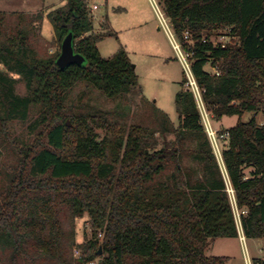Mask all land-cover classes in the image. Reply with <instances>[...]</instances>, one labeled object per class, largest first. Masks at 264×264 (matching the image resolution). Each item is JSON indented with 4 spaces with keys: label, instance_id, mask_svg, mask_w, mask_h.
<instances>
[{
    "label": "trees",
    "instance_id": "16d2710c",
    "mask_svg": "<svg viewBox=\"0 0 264 264\" xmlns=\"http://www.w3.org/2000/svg\"><path fill=\"white\" fill-rule=\"evenodd\" d=\"M159 1L181 49L192 54L191 72L212 119L238 118L224 130V173L185 75L175 96L177 128L155 108L158 130L131 127L110 141H98L82 118L66 122L65 95L78 82L108 98L141 95L124 50L110 59L99 55L102 36L92 34L84 0H65L48 13L59 43L71 33L85 60L64 69L55 64L60 52L42 58L31 50L29 17L19 13L10 26L0 13V149L7 147L8 123L37 114L30 126L36 137L17 148L0 194L5 264H92L99 249L98 264H225L226 257L204 252L217 239L238 237L227 183L244 237L264 239V123L255 117L264 106V0ZM220 29L229 30L234 44L212 43ZM209 62L217 74L204 70ZM18 81L25 96L15 94ZM245 114L253 116L242 121ZM156 134H172L174 142L154 150ZM184 156L195 166L184 165ZM64 215H87L93 227V239L73 261Z\"/></svg>",
    "mask_w": 264,
    "mask_h": 264
},
{
    "label": "rangeland",
    "instance_id": "374dc122",
    "mask_svg": "<svg viewBox=\"0 0 264 264\" xmlns=\"http://www.w3.org/2000/svg\"><path fill=\"white\" fill-rule=\"evenodd\" d=\"M154 1L162 10L160 1ZM89 4L97 6V9L89 14L92 19V34L102 36L96 44L99 55L103 59H110L120 49L124 50L135 67L141 95L108 98L88 84L78 82L65 95L67 114L70 117L66 122L70 124V120L82 118L86 120L91 132L97 135L98 141H110L118 135L119 130L127 132L131 127L158 130L154 119L157 115L155 108L164 113L171 125L177 128L175 96L184 80V73L167 33L159 24L151 0H91ZM48 5L51 6L47 7ZM64 6L65 0H2L0 7L3 11L0 13L6 16L10 26L16 24V15L19 13L30 18L33 29L30 32L29 47L38 57L44 58L60 52V43L54 34L48 13ZM37 15H40L41 19H38ZM166 21L171 27L167 18ZM215 34V40L223 38L222 41L228 44L235 42L228 29L217 30ZM0 70H3L2 66ZM204 70L214 73L210 62ZM14 88L18 96L27 94L24 84L20 81ZM252 116L245 114L242 121H247ZM255 117L258 124L264 123V106ZM36 118L37 114L33 110L27 121H12L6 125L9 140L7 147L0 149V194L8 185L10 170L17 162V148L30 145L36 137V132L30 129ZM237 120L236 116L223 117L219 120L211 119L210 123L214 130L222 133L233 127ZM173 142L172 134L165 137L156 134L153 149L160 150L165 145L171 146ZM225 142L223 138L218 140L221 152ZM185 146L190 148L193 145L187 141ZM183 164L195 166L189 156H184ZM236 220L240 226L237 215ZM61 221L66 243L71 245L68 259L73 261L81 256L86 244L93 239L92 223L87 215L75 219L64 215ZM102 235V232H99L97 238L101 240ZM99 251L98 258L92 264H98L104 257L102 250ZM205 253L206 256L230 257L231 264H243V260L252 262L254 259H264V239L244 237V241H241L239 237L223 238L208 246ZM5 259L4 252L0 250V264H5Z\"/></svg>",
    "mask_w": 264,
    "mask_h": 264
},
{
    "label": "built area",
    "instance_id": "2783aa9c",
    "mask_svg": "<svg viewBox=\"0 0 264 264\" xmlns=\"http://www.w3.org/2000/svg\"><path fill=\"white\" fill-rule=\"evenodd\" d=\"M91 0H84L86 7L88 8L89 12H93L97 9V6L94 4H89ZM151 4L153 6V9L156 13L157 19L159 20V24L160 26L163 28V30H165V32L167 33V36L169 38V41L172 45V48L174 49V52L176 54V57L178 59V61L181 64L183 73L187 79V85L189 86V88L191 89L194 98H195V102L199 111V115H200V119H201V123L203 125L204 131L206 133V136L210 142L213 154L217 160V163L221 169V171L224 173V166L222 163V156H221V151L219 149V145H218V140L223 138L226 139L228 137V134L223 131L220 135L219 132H217L216 130H214L211 126L210 120L212 119L211 114L206 110L203 101L201 99V95H200V91L199 88L194 80V77L192 75L191 72V62H190V58L192 54L189 53H185L181 47L179 42L177 41V39L175 38L173 31L171 30V27L169 26V24L166 21V17L163 13L162 10L159 9L157 3L154 0H151ZM185 39L187 40V44L190 45L191 42L188 41V37L185 36ZM223 38H219V39H214L212 41V43L214 45H220L221 47H224L226 42L222 41ZM214 73H216V70L213 69ZM227 193L229 195V199H230V203H231V207H232V211L234 214V218H235V222H236V227H237V232H238V237L241 241H244V235L241 229V225H240V221H239V225L237 224V220H236V215L238 217L239 220V212L236 208L235 205V200H234V196H233V191L230 188V186L227 184ZM100 235V234H99ZM244 264H252V262H250L249 260L244 261Z\"/></svg>",
    "mask_w": 264,
    "mask_h": 264
},
{
    "label": "water",
    "instance_id": "95a60500",
    "mask_svg": "<svg viewBox=\"0 0 264 264\" xmlns=\"http://www.w3.org/2000/svg\"><path fill=\"white\" fill-rule=\"evenodd\" d=\"M84 61V58L74 51L72 34H67V36L62 40L60 44V53L55 61V64L60 69H64L65 67L70 65L80 66L84 63ZM98 254H100V251L98 252Z\"/></svg>",
    "mask_w": 264,
    "mask_h": 264
},
{
    "label": "crops",
    "instance_id": "0c3cea01",
    "mask_svg": "<svg viewBox=\"0 0 264 264\" xmlns=\"http://www.w3.org/2000/svg\"><path fill=\"white\" fill-rule=\"evenodd\" d=\"M2 0H0V2H1ZM44 1V0H43ZM62 1V0H61ZM49 2V1H48ZM51 5H48L47 7H50ZM1 11H3V9H2V7H0V12ZM250 170V169H249ZM217 240H219V239H217ZM216 241V240H215ZM215 241H213V242H215ZM212 242V243H213ZM212 243H210L208 246H210ZM208 248V247H207ZM206 248V249H207ZM206 251V250H205ZM204 255H205V257H207V258H210V257H215V256H206V253L204 252ZM222 257H226L228 260L226 261V263L225 264H231V262H230V257H227V256H222ZM258 260H260V259H258ZM235 264V263H234ZM243 264H244V260H243ZM252 264H253V261H252Z\"/></svg>",
    "mask_w": 264,
    "mask_h": 264
}]
</instances>
